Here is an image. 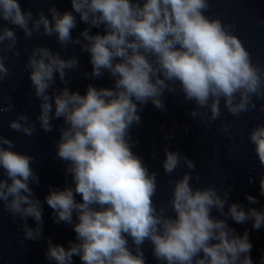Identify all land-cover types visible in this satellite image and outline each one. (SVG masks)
I'll use <instances>...</instances> for the list:
<instances>
[{
    "label": "clouds",
    "instance_id": "9594fccd",
    "mask_svg": "<svg viewBox=\"0 0 264 264\" xmlns=\"http://www.w3.org/2000/svg\"><path fill=\"white\" fill-rule=\"evenodd\" d=\"M47 2L46 11L34 13L20 0H0V84L15 76L6 62L21 57L17 30L25 41L54 37L58 45L24 49L28 95L38 107L34 118L0 90V120L14 114L9 129L28 138L58 133L55 159L64 165L65 185L50 186L42 201L33 190L41 182L36 156L15 150L0 134V204L20 222V243L44 239L47 204L53 222L75 234L67 247L47 239L49 264H75L74 258L80 264H148L146 243L155 264H256L249 230L238 233L229 221L264 229V207H254L258 198L232 201V185H202L196 161L171 147L178 126L165 121L160 163L170 195L158 200V172L134 151L140 141L132 135L143 126L145 107L167 114L171 96L181 108L190 105L186 114L199 125L208 129L220 121L219 131L234 139L236 121L264 101V65L253 61L236 24L207 15L211 0H70L64 10ZM257 24L264 26V19ZM69 48L88 55L90 71L78 55H62ZM73 72L89 81L83 94L71 87ZM105 76L111 85L98 86ZM225 114L233 119H221ZM190 127L183 125L186 133ZM247 140L264 168V123L255 124ZM237 151L230 146L228 155ZM258 183L264 196V173Z\"/></svg>",
    "mask_w": 264,
    "mask_h": 264
},
{
    "label": "water",
    "instance_id": "95a60500",
    "mask_svg": "<svg viewBox=\"0 0 264 264\" xmlns=\"http://www.w3.org/2000/svg\"><path fill=\"white\" fill-rule=\"evenodd\" d=\"M20 2L23 8H31L34 13L38 9L46 11L48 7L47 0H20ZM51 2L55 3L61 10L71 7L70 0H51ZM211 4L212 8L206 14L209 16L219 15L226 23L234 22L238 29L235 34L244 42L245 47L252 54L253 61L264 65V26L257 24L258 19H264V0H211ZM82 27L84 25H81ZM17 35L19 37L17 47L21 49V57H13L6 62L15 76L0 84V90L5 94L12 95L18 111H26L30 118H34L38 114V107L35 98L28 95L30 81L23 67L24 59L27 56L24 49H30L35 44L47 45L56 49L58 45L54 37H33L31 40L25 41L21 31L17 30ZM71 54L80 57L83 70H91L87 54H81L79 49L73 50L71 48L66 53H62V55ZM70 76L72 79L71 87L78 89L83 94L89 81L84 80L78 72L70 73ZM95 83L98 86L111 85L107 76L95 81ZM262 103L264 101H257L256 111L248 113L236 121V127L233 129L235 137L231 141L219 131L220 121H217L213 127L205 129L197 121L187 116L185 109L190 105L181 108L178 100L174 97H168V112L164 115L154 109L151 104L147 105L143 113V126L133 129L132 135L134 138H139L140 141L134 151L144 157L145 163L150 169L158 172L159 192L157 199L166 201L170 195L167 185L169 177L164 174L160 163L163 160V146L166 143L162 132L167 130V128L162 129L161 125L167 121V127H171L173 123L178 126L175 137L170 141L171 147L196 161V173L200 174L202 185L206 182H214L218 186L232 185L230 197L232 201L246 204L245 195L250 194L259 200V204L254 205V207H264V196L259 194L258 183L259 176L264 173V168L259 166L253 146L247 140L250 129L257 123H264V112L259 110ZM13 118L14 114H9L7 118L0 120V134L15 142V150L36 156L37 162L33 168L38 172L41 182L39 186L34 185L33 190L36 196L43 201L50 186L62 188L65 185L64 165L55 159L53 146V141L57 138L58 133L53 132L45 135L39 132L37 136L28 138L9 129L8 121ZM221 119L232 120L233 117L225 114ZM185 123L191 125L187 133L183 128ZM230 146L238 149L234 157L228 155ZM154 152L157 154V159L152 160L150 154ZM184 170L183 168L180 169L179 174H182ZM249 177H255L256 182L249 184ZM44 220V239L39 242L26 241L21 244L20 222L14 223L0 204V264H49L44 257L48 238L65 247L68 246L69 240L75 239L71 226L58 225L53 222L51 209L48 208L47 204H44ZM229 222L238 233L245 229L249 230L250 239L254 245L252 257L254 262L258 264L259 257L264 252V229L253 230L250 222L245 225ZM29 224L34 226L31 219H29ZM144 248L145 255L148 257V264H155L151 257L150 246L146 243ZM74 261L75 264H80L79 258H74Z\"/></svg>",
    "mask_w": 264,
    "mask_h": 264
}]
</instances>
